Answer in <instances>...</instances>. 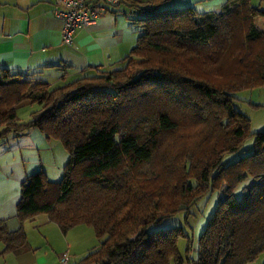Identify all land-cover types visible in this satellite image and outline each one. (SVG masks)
I'll return each mask as SVG.
<instances>
[{"label": "trees", "instance_id": "obj_1", "mask_svg": "<svg viewBox=\"0 0 264 264\" xmlns=\"http://www.w3.org/2000/svg\"><path fill=\"white\" fill-rule=\"evenodd\" d=\"M168 1L128 2L138 34L119 68L60 85L0 68V139L37 128L69 151L59 181L41 170L24 178L16 207L22 221L44 213L64 232L92 227L99 245L72 264H183L186 234L150 226L213 189L222 196L187 264H246L264 251V131L245 152L248 120L232 105L246 82L264 85V27L255 24L264 9L226 0L199 12ZM24 100L38 107L19 121ZM187 125L189 137L169 139ZM0 241L27 245L22 227L1 222Z\"/></svg>", "mask_w": 264, "mask_h": 264}, {"label": "crops", "instance_id": "obj_2", "mask_svg": "<svg viewBox=\"0 0 264 264\" xmlns=\"http://www.w3.org/2000/svg\"><path fill=\"white\" fill-rule=\"evenodd\" d=\"M129 1L147 0L116 3L98 0L104 9L96 23L76 28L73 45L67 46L62 42V20L54 11V0H0V68L23 74L36 72L37 77H48L51 85L95 70L119 68L138 34V27L132 23L136 13L129 7ZM225 1L169 0L165 6H192L199 12H207L217 11ZM251 3L264 9V0ZM33 105L24 100L15 109L26 106L33 111L38 107ZM35 130L38 129L30 128L0 139V222L8 232L22 227L27 242L19 250H5L0 241V264H62L64 253L67 264H72L97 246L92 227L80 224L64 232L47 214L40 213L24 221L18 215L21 182L39 169L37 164L29 168L27 158L31 155L21 151L33 149L30 136ZM71 230L74 235H88V240L84 236L79 241L80 248L67 243Z\"/></svg>", "mask_w": 264, "mask_h": 264}, {"label": "rangeland", "instance_id": "obj_3", "mask_svg": "<svg viewBox=\"0 0 264 264\" xmlns=\"http://www.w3.org/2000/svg\"><path fill=\"white\" fill-rule=\"evenodd\" d=\"M255 24L259 27H264V16L256 17ZM40 78L49 81V78L46 76H41ZM245 84L246 85H242V87L237 88L233 92L234 98L232 99V105L236 110L247 117V131L242 144L245 152H248L253 145L254 134L264 131V85L253 84L251 82L250 84L247 82ZM34 106L36 105H33V107ZM31 111V107L25 106L18 108L16 113L19 121H27L30 118ZM188 131L189 125L183 129L177 130L174 134H169V139H176L180 136L187 138L189 137ZM30 138H32L33 149L28 150L26 148L21 150L23 154L28 153V155H31L27 158L29 159L28 167L31 168L37 164L39 167L38 170L43 171L47 179L59 181L63 176V167L69 157L68 149L59 140L47 138L39 130H35L34 135H31ZM188 141L191 142L193 140L190 139ZM241 154H243V152L239 151L227 156L226 159L228 161L233 160ZM242 189V183L235 187L233 196L236 199L242 197ZM221 196L222 193L218 189L208 191L195 201L188 211H179L172 216L166 217L161 222L151 225L150 229L155 231L171 227L180 228L181 231L186 234V236H179L177 240V248L180 256H182L183 264H187L188 261H195L199 253V238L205 230L207 222L214 212ZM84 236L87 237L88 240V235H74L73 230H71L66 240L67 243H70L72 246L80 248L79 241H81ZM94 239L95 245L97 244L98 246L100 241L95 235ZM80 258L78 257L76 261ZM246 264H264V251Z\"/></svg>", "mask_w": 264, "mask_h": 264}, {"label": "built area", "instance_id": "obj_4", "mask_svg": "<svg viewBox=\"0 0 264 264\" xmlns=\"http://www.w3.org/2000/svg\"><path fill=\"white\" fill-rule=\"evenodd\" d=\"M118 0H106L116 3ZM55 13L62 20V42L67 46L73 45L76 28L89 26L98 20L104 7L98 0H54ZM62 264H67V253L61 258Z\"/></svg>", "mask_w": 264, "mask_h": 264}]
</instances>
